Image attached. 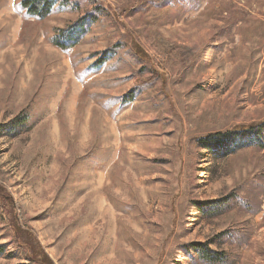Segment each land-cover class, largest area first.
I'll use <instances>...</instances> for the list:
<instances>
[{
  "label": "rangeland",
  "instance_id": "obj_1",
  "mask_svg": "<svg viewBox=\"0 0 264 264\" xmlns=\"http://www.w3.org/2000/svg\"><path fill=\"white\" fill-rule=\"evenodd\" d=\"M20 1L0 0V128L32 127L0 129V264H206L193 245L264 264V151L197 142L264 120V0H75L43 22Z\"/></svg>",
  "mask_w": 264,
  "mask_h": 264
},
{
  "label": "trees",
  "instance_id": "obj_2",
  "mask_svg": "<svg viewBox=\"0 0 264 264\" xmlns=\"http://www.w3.org/2000/svg\"><path fill=\"white\" fill-rule=\"evenodd\" d=\"M76 6L77 3L75 0H21L19 4V8L23 11L26 18L33 19L39 22L47 20L56 8L66 7L75 9L77 8ZM99 11L100 7L95 6L94 12L85 13L86 15L82 16L76 22L70 25L66 32L60 29L56 30L54 35L50 39L51 44L55 48L63 52L69 51L71 48L70 44H73L75 40H78L81 36H83L88 26L96 25L99 23ZM118 46L119 44H116L114 48L116 49ZM138 51L140 52V50ZM108 52L114 51H105L103 55L98 59L101 64L108 60V58H106ZM31 127L32 126L30 124L29 111L23 110L9 123L1 126L0 129H2L5 135L15 138L24 132H29ZM222 137V140H217V142H214L216 144H211L210 136L201 138L197 142L203 149H207L209 151H215L216 147L221 146L223 141H225L227 145H230L232 147L233 150L230 151L232 154H234L236 150H241L249 146H255L259 150L264 151V120L254 124H250L248 126L235 127L229 130L227 134ZM0 195H2V192H0ZM1 199L10 204L12 207L14 206L13 201H11L10 199ZM201 210L203 209L201 208ZM13 225H15L16 234L18 235V237H20L24 244L28 246L27 244L31 242L30 238H26L24 230L20 228L18 223L15 222L13 223ZM193 247L199 254L202 262L206 264H225L226 262H229V259L227 258L228 256L226 257L223 251L220 252V255H218L219 253L210 250L208 246L193 245ZM4 255V247H0V257ZM42 258L45 260V262L42 261ZM29 259L31 262H34L36 264H53V262H51L48 256L44 255L43 252H40L39 256L34 255Z\"/></svg>",
  "mask_w": 264,
  "mask_h": 264
}]
</instances>
